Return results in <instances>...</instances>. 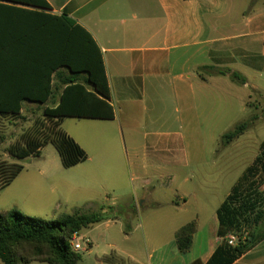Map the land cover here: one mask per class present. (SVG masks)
I'll use <instances>...</instances> for the list:
<instances>
[{
    "label": "crops",
    "instance_id": "obj_1",
    "mask_svg": "<svg viewBox=\"0 0 264 264\" xmlns=\"http://www.w3.org/2000/svg\"><path fill=\"white\" fill-rule=\"evenodd\" d=\"M46 1L51 7L47 12L70 17L92 35L102 50L116 111L114 120L102 121L116 122L123 133L141 132L148 140L153 123L150 108L158 99L166 106L159 120L169 127L190 125L197 93L212 80H222L206 67L238 72L245 79V85L248 80L239 70L264 72V0ZM0 3L45 12L20 3L2 0ZM24 16L0 15V34L18 33L32 26L34 17ZM58 102L59 94H56L47 106ZM45 106L23 102L20 118L16 120L41 115ZM178 112L182 115L180 119ZM153 137L166 136L159 133ZM171 144L172 141L162 143L163 152L176 147L172 148ZM71 190L74 184L42 166L33 177L16 185L9 203L24 214V211H39L59 217L62 193ZM152 204L158 211L164 205L159 201ZM131 211L129 206L127 212ZM191 221L176 226L167 236L156 237L160 231L155 229L149 235L143 233L142 237L126 234L125 241L131 246L121 257L131 264H206L222 241L218 237L217 210L209 222L197 228L191 248L180 252L176 234ZM234 264H264V240Z\"/></svg>",
    "mask_w": 264,
    "mask_h": 264
},
{
    "label": "rangeland",
    "instance_id": "obj_2",
    "mask_svg": "<svg viewBox=\"0 0 264 264\" xmlns=\"http://www.w3.org/2000/svg\"><path fill=\"white\" fill-rule=\"evenodd\" d=\"M239 71L246 76L248 85L238 84L228 75L220 76V82L212 80L197 93L199 97L188 126L164 124L158 116L166 106L159 99L152 103L153 123L148 140L141 132L123 133L116 122L64 119L61 128L88 154L84 163L73 168L62 166L58 151L51 144L42 149L40 160L35 156L24 159L11 156V147L21 141L26 131L33 130L37 122L45 123L42 114L18 121L0 119V164L12 162L24 166L16 182L0 192V212L14 209L9 200L18 183L22 185L40 167L46 166L50 173L74 184V190L62 193V215L77 210L99 212L101 206L122 211L116 212L111 222L105 220L82 230L84 242H81L79 264H131L124 258L116 262L107 259L122 258V252L131 246L125 241L126 234L142 237L155 229L160 231L156 237L167 236L173 228L189 220L195 221L200 229L215 216L254 163L264 142V72ZM181 116L178 112L177 117ZM243 123L249 125L244 134L230 144H222V136ZM159 133L166 137H153ZM167 141H172V148L176 147L163 152L162 143ZM260 188L264 196V183ZM155 201L164 204L161 210L154 209ZM129 206L133 210L130 213ZM24 212L26 216L45 220L59 218L53 213Z\"/></svg>",
    "mask_w": 264,
    "mask_h": 264
},
{
    "label": "trees",
    "instance_id": "obj_3",
    "mask_svg": "<svg viewBox=\"0 0 264 264\" xmlns=\"http://www.w3.org/2000/svg\"><path fill=\"white\" fill-rule=\"evenodd\" d=\"M2 1L45 10L38 12L0 3V15L34 17L29 28L0 34V119L20 118L23 102L46 105L42 114L45 123L37 122L33 130L26 131L21 141L11 147V156L17 159L39 157L42 149L51 144L58 151L64 168L84 163L88 159L87 152L61 125L66 118L115 119L102 50L92 35L70 17L47 12L51 7L46 0ZM206 69L212 70L214 75H228L234 82L246 84L238 72L214 66ZM56 94H59L58 104L47 106ZM248 126L243 123L224 134L222 144L232 143ZM23 170L24 166L18 163H1L0 192ZM260 175L264 176V142L259 156L217 210L218 237L222 241L206 264H234L264 240V196L260 191L264 177L259 180ZM120 212L115 207L101 206L99 212L77 210L56 220H45L26 216L17 209L2 211L1 264H79L82 255L72 247L73 235L111 217L116 218L115 213ZM196 230V222L192 221L177 232L180 252L191 248ZM231 233L238 234L234 246L227 240ZM107 259L111 262L124 260L115 256Z\"/></svg>",
    "mask_w": 264,
    "mask_h": 264
},
{
    "label": "built area",
    "instance_id": "obj_4",
    "mask_svg": "<svg viewBox=\"0 0 264 264\" xmlns=\"http://www.w3.org/2000/svg\"><path fill=\"white\" fill-rule=\"evenodd\" d=\"M227 240L230 245L234 246L238 241V236H236V233H231L228 235ZM86 241L87 244H90L89 240ZM81 242H84V238L81 237V232L75 233L71 241L72 247L75 251L79 252L80 250H82Z\"/></svg>",
    "mask_w": 264,
    "mask_h": 264
}]
</instances>
